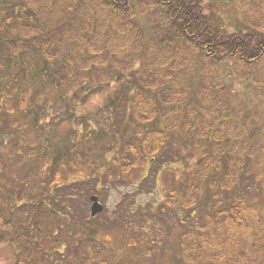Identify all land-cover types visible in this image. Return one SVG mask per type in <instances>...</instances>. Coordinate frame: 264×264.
Instances as JSON below:
<instances>
[{
	"label": "trees",
	"instance_id": "16d2710c",
	"mask_svg": "<svg viewBox=\"0 0 264 264\" xmlns=\"http://www.w3.org/2000/svg\"><path fill=\"white\" fill-rule=\"evenodd\" d=\"M228 3L242 20L219 13ZM169 170L188 217L167 264H264V0H0V245L13 264H111L89 198ZM177 201L168 190L159 212Z\"/></svg>",
	"mask_w": 264,
	"mask_h": 264
},
{
	"label": "rangeland",
	"instance_id": "374dc122",
	"mask_svg": "<svg viewBox=\"0 0 264 264\" xmlns=\"http://www.w3.org/2000/svg\"><path fill=\"white\" fill-rule=\"evenodd\" d=\"M234 7V9L231 8L228 3L223 8L224 10L218 11L220 14L235 15L239 20H242V14L237 4ZM226 10L228 11L226 12ZM224 22L227 23V20L224 19ZM114 91L115 87L112 86L102 93L89 96L84 103L78 99L74 104L75 113L86 116L95 113L113 95ZM52 111H57V108ZM58 114L62 117L60 112ZM53 116L54 114L51 113V118ZM65 128L66 124H63L58 128V131L62 132ZM194 158L190 157L187 164H193ZM176 168L179 172L181 171L180 177L187 174L182 163H177ZM172 173V170L167 171L165 175L163 173L164 180H160L156 185H148V182L145 184L147 178L143 180L140 178L141 175L130 174L128 179L123 178L121 182L97 191L95 195L102 206V211L96 215L101 223L99 237L108 236V244L99 248L98 259L100 257V259H109L111 264L119 261H122L121 264H167L172 262L173 256H183L181 251L183 247L179 238L182 231L179 222L188 217V211L181 206L185 194L179 193L182 186L178 182L175 183ZM144 184L145 186H143ZM253 185V189H261V185H257L256 182ZM172 188L178 192L177 207L174 210H165L161 214L158 209L159 205L164 203L167 191ZM254 192L252 190V193ZM256 194L260 193L256 192ZM121 196L125 198L123 202L120 201ZM135 201L138 203L136 212L131 219H128L125 214ZM139 204H143L141 205L143 207ZM85 209L89 216V202L86 203ZM190 224L191 222H186L187 228H191ZM130 239H134V246H130L128 242ZM0 264H13L10 247L0 245Z\"/></svg>",
	"mask_w": 264,
	"mask_h": 264
},
{
	"label": "water",
	"instance_id": "95a60500",
	"mask_svg": "<svg viewBox=\"0 0 264 264\" xmlns=\"http://www.w3.org/2000/svg\"><path fill=\"white\" fill-rule=\"evenodd\" d=\"M89 201L91 202L90 216L95 217L97 214H99L102 211V206L99 204L97 197L95 196H91L89 198Z\"/></svg>",
	"mask_w": 264,
	"mask_h": 264
}]
</instances>
